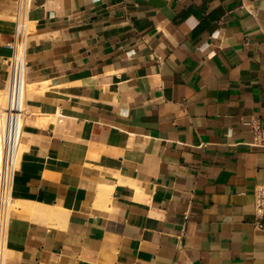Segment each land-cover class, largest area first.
<instances>
[{"label": "crops", "instance_id": "0c3cea01", "mask_svg": "<svg viewBox=\"0 0 264 264\" xmlns=\"http://www.w3.org/2000/svg\"><path fill=\"white\" fill-rule=\"evenodd\" d=\"M17 7L0 0L3 90ZM30 19L43 90L11 193L66 217L21 206L8 264H264V0H32Z\"/></svg>", "mask_w": 264, "mask_h": 264}, {"label": "built area", "instance_id": "2783aa9c", "mask_svg": "<svg viewBox=\"0 0 264 264\" xmlns=\"http://www.w3.org/2000/svg\"><path fill=\"white\" fill-rule=\"evenodd\" d=\"M31 2L32 0H17L16 26L11 42L12 53L8 60V76L4 88L7 89L8 117L0 126V135L5 145L10 147L11 156L6 158L4 178L0 182L3 188L5 184H12L13 176L17 170L13 154L17 151L20 141L23 139L26 116V95L24 93L25 82L28 81L27 49L31 32ZM254 134V143L264 145V127L259 122L251 123ZM255 211L257 219L255 225L264 231V183L256 186ZM8 209L0 203V262H5L7 247V231L5 223Z\"/></svg>", "mask_w": 264, "mask_h": 264}, {"label": "bare ground", "instance_id": "6f19581e", "mask_svg": "<svg viewBox=\"0 0 264 264\" xmlns=\"http://www.w3.org/2000/svg\"><path fill=\"white\" fill-rule=\"evenodd\" d=\"M42 90L43 88L39 83H31L28 81L25 82L24 93L26 96L32 92H38ZM7 109H8L7 90L0 89V126L5 124L7 120L8 117ZM29 150H30L29 146L21 140L17 151L13 154L14 162L16 163L17 168L20 165L22 158L25 156V153ZM10 156H11L10 147L8 145H5L3 137L0 135V182L4 178L6 158H10ZM11 187H12L11 183L8 185L5 184V187L3 188L0 186L1 206L3 208L8 209L7 219L4 227L5 232L7 231V235H8L7 226L10 228V230H15L21 228L22 225L24 224V222L14 217V213L18 211V209L21 206L30 209L33 212V215L36 219L47 217V219L51 218L53 220L54 218L61 219L66 217V211L62 207L60 208L58 206H54V205L52 206L37 201H29V200L24 201V199H22L23 201L20 199L14 200V197H12V193H11L12 191ZM6 252L8 254H6ZM9 254H10V249L6 247L5 259H6V255ZM3 263L5 262L3 261ZM0 264L2 263L0 262Z\"/></svg>", "mask_w": 264, "mask_h": 264}, {"label": "rangeland", "instance_id": "374dc122", "mask_svg": "<svg viewBox=\"0 0 264 264\" xmlns=\"http://www.w3.org/2000/svg\"><path fill=\"white\" fill-rule=\"evenodd\" d=\"M31 25H32V23H31ZM4 90H7V89H4ZM26 104H28V102H26ZM26 123H28V122L26 121ZM7 229H8V232H9L10 231V228L8 226H7ZM6 254H8V253L6 252ZM9 259H10V256L9 255H6L5 264H8Z\"/></svg>", "mask_w": 264, "mask_h": 264}]
</instances>
